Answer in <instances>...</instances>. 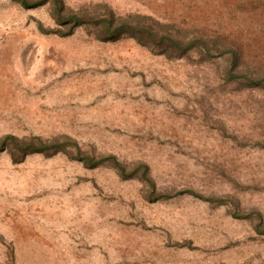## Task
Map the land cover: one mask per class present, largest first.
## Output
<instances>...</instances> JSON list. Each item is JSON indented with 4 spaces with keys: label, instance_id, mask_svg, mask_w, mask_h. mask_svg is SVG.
I'll use <instances>...</instances> for the list:
<instances>
[{
    "label": "rangeland",
    "instance_id": "rangeland-1",
    "mask_svg": "<svg viewBox=\"0 0 264 264\" xmlns=\"http://www.w3.org/2000/svg\"><path fill=\"white\" fill-rule=\"evenodd\" d=\"M30 1L0 140L46 147L0 141V264H264V0Z\"/></svg>",
    "mask_w": 264,
    "mask_h": 264
},
{
    "label": "trees",
    "instance_id": "trees-1",
    "mask_svg": "<svg viewBox=\"0 0 264 264\" xmlns=\"http://www.w3.org/2000/svg\"><path fill=\"white\" fill-rule=\"evenodd\" d=\"M18 1L25 7H33V6L37 5V3H38V2L30 1V0H18ZM46 1H48V2L53 1L54 3L56 2L57 5L59 3L61 4V0H42V2H40V3H46ZM58 7H59V5L56 7V9ZM58 11H59V16L61 17L62 16V9L59 7ZM74 18L77 19V21H79L81 17L78 15H75ZM77 21H76V23H77ZM126 21H119L120 25L111 29V24L113 21L109 20L108 25H107L108 28L106 29V33H108V36H105V38L106 39L117 38L118 36H120L119 33H130L133 29H135V26H133V23H131V22L128 23ZM124 26L126 28H123ZM120 29H126V30H120ZM0 141L3 143V149L5 147H8L11 150V153L13 156H14V153L19 152V148L22 149L21 150L23 153L22 155L25 156L31 152H42V151H44V149L46 147L45 146L46 144H43L44 141L39 137H38V142H35L32 139L30 140L32 142H30L29 139H27V138L21 139V138L15 136L13 134H7ZM37 143H40V145H37ZM14 159H16V157ZM82 159L84 161L87 160V162H88L91 158H89V157L85 158V156H83ZM91 162H89L90 165H95V163L96 164L99 163V161L95 162L93 159L91 160Z\"/></svg>",
    "mask_w": 264,
    "mask_h": 264
}]
</instances>
